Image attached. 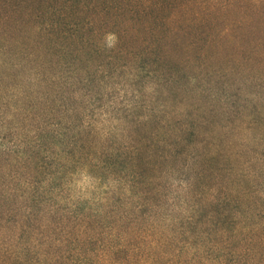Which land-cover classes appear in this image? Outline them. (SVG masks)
<instances>
[{"label":"trees","instance_id":"1","mask_svg":"<svg viewBox=\"0 0 264 264\" xmlns=\"http://www.w3.org/2000/svg\"><path fill=\"white\" fill-rule=\"evenodd\" d=\"M77 1L56 9L16 5L11 14L0 17V45H11L15 55L23 61L28 59L27 67L35 66L39 71L48 70L51 58L61 70L75 62L70 86L77 82L92 86L89 70L101 58L104 60L99 62L97 74L106 73L124 59L122 66L135 69L134 77L140 82L155 71L159 86L176 81L180 72L176 73L175 66L179 63L201 64L202 71L208 69L207 61H225L232 73L253 74L256 67L264 70V33L257 26L264 14L263 4L249 5L253 15L246 13L234 20L228 16L232 3L220 5L214 0ZM36 11L39 13L34 15ZM58 12L63 15L58 16ZM112 35L115 46L109 49L103 39ZM72 55L78 60L71 62ZM152 64L156 69L151 70ZM49 85L53 86V81ZM262 93L255 96L256 101L261 100ZM45 100L41 98L38 106L26 112L23 122L32 129L22 135L27 141L18 139L15 147L0 148L1 179L13 185L8 193L21 192L22 200L30 204L24 224L34 220L39 225L34 229L35 240L41 241L45 249L38 264H264V197L252 195L253 187L246 177L226 178V161L219 156V145H212L215 139L207 133L208 120L181 123L164 134L167 145L179 148L178 158L186 155L196 159L191 169L194 176L185 191L187 201L195 196L191 216L183 228L171 225L166 228L169 235H164L165 230L155 225L165 204L159 189H152L151 173L159 170V161L170 163L173 157L172 152L160 157L159 145L154 143L169 124L157 122L155 115L140 122L131 120L129 124L137 125L135 136L128 148H121L110 144L113 138H119L115 133L102 134L94 126L78 123L75 107L82 101L77 97L57 100L54 92L46 101L50 105H44ZM260 109L264 111V106ZM45 118L48 120L44 125L36 127ZM252 124L264 126L262 121L260 125ZM150 125H155L154 132L148 131ZM181 126L186 127L179 129ZM190 126L194 131L186 136ZM190 136L195 139L193 143L186 141ZM210 147H214L212 151ZM12 172H16L14 177ZM79 172L99 184L116 177L120 180V188L109 192L103 201L106 209L113 202L128 200L116 226H108L110 233L100 235L97 229L107 221L104 211L87 208L88 213L70 212L59 217L52 207V196L60 191L65 179ZM256 179L252 178L254 182ZM226 192L227 198L236 202L235 211L220 207ZM135 201L138 208L133 205ZM35 207L42 209L37 219L32 213ZM132 209L129 215L127 210ZM124 223L128 228L120 235L117 231ZM94 242L99 247L91 251ZM160 247L164 249L161 256Z\"/></svg>","mask_w":264,"mask_h":264},{"label":"rangeland","instance_id":"2","mask_svg":"<svg viewBox=\"0 0 264 264\" xmlns=\"http://www.w3.org/2000/svg\"><path fill=\"white\" fill-rule=\"evenodd\" d=\"M214 1H219L220 5L232 3L233 8L230 7L228 16L234 20L241 19L246 13L253 15L249 5L253 3L264 5V0ZM72 2L79 1L0 0V17L5 18L9 13L11 14L18 4L33 6L37 10L40 5L56 9V7L68 6ZM37 13L39 12L36 11L34 15ZM61 14L62 12H58L57 15ZM15 16L20 14L16 13ZM260 17L261 19L257 20V26L264 33V14ZM103 43L112 49L115 46V37L113 35L105 37ZM15 53L17 52L11 45H0V148L11 149L19 142L18 139H22V135L26 132L30 133L31 127L23 122L28 116L26 112H31L32 107L38 106L37 101L43 97L46 98L44 105H50L51 103L46 101L54 92L57 93V100L70 99V97L80 99L82 103L75 107L79 111L78 123L94 126L102 134L115 133L119 138H113L110 144H119L121 148H128L135 136L134 131L137 125L129 124V121L140 122L150 115H155L157 122L163 121L169 124L154 140V143L157 142L159 145L158 155L164 157L163 153H173L170 163L159 161V170L151 173L152 189H159L161 200L165 204L158 212L160 221L155 227L165 230L164 235H169L166 228L175 225L177 229H181L183 223L187 222L191 216L193 207L191 203L195 201V196L191 195L187 201L185 191L188 182L194 176L191 169L196 159L186 155L178 158L180 156L178 152L176 153V149L179 148L167 145L164 134L172 132L181 123L186 125L190 121L196 124L208 120L210 125L207 127V133L213 135L215 139L213 142L215 144L212 145H219L222 151L219 156L226 161L224 166L226 178L246 177L253 187L252 195L264 197V126L254 127L255 124L251 126V123L259 125L261 121L264 123V111L259 110L260 106H264L263 69L256 67L253 74L244 71L232 73L225 61L222 63L207 61L208 69L202 71L199 69L201 64L195 63L192 66L179 63L175 66L178 70L176 73L180 72L176 81H170L166 86H159L160 81L156 79L155 71L150 78L140 82L134 77L135 69L126 70L122 66L124 59L120 60L118 65L108 69L106 73L97 74L99 62L104 60L101 58L89 70H92V86H85V82H77L74 86H70L71 72L77 68L75 62L71 67L61 70L56 66V60L51 58L48 60V70L39 71L38 67L31 65L27 67L28 59L23 61L24 59ZM214 56L215 54L211 55L212 58ZM77 60L78 57L72 55L71 62ZM182 61H185V58ZM17 63L21 67H18ZM150 67L152 70L156 66L152 64ZM51 81L54 83L53 86L49 85ZM260 93H262L261 100L256 101L255 96ZM71 105L69 103L68 106ZM252 113L255 116L250 118ZM47 120L45 118L44 121H40V125L36 127L43 126ZM50 122L55 123L54 119ZM153 126L155 125H150L148 131L154 132ZM182 127L185 129L186 126H181L179 129ZM193 131L194 128L190 126L186 136L191 135ZM47 135L45 134V137ZM125 135L130 138H120ZM117 139L121 143L116 141ZM194 140L191 136L186 138V141L190 143ZM31 141V139L28 140L30 143ZM146 144L153 143L146 142ZM213 148L210 147V151ZM173 162L174 165H172ZM171 166L173 168H170ZM170 169L173 171L170 172ZM15 174L16 172H12V177ZM254 177H257L256 182L252 180ZM119 181L116 177L99 184L87 177L85 173L79 172L73 178L65 179L60 191L52 196V207L59 217L70 212L88 213V210L85 211L87 208L94 212L104 211L107 221H104L103 225L97 229L100 235L104 234V231L110 233L109 228L116 226V220L128 206V200L124 199L111 203L106 209L103 207L106 203L103 204V201L109 192L120 188ZM11 188H13L12 183L9 180L4 181L0 175V264H38L43 259L45 249L41 241L35 240L37 238L34 229L39 225L34 220L24 224V216L28 214L27 208L30 204L22 200L21 192L15 195L14 192L8 193L7 190ZM227 193L222 195L220 207L223 211L229 209V211H235L236 202L230 201ZM198 195L196 193L197 197ZM133 205L136 208L139 207L137 201ZM41 211L40 207H35L32 212L35 214L34 218L40 217ZM127 212L130 215L133 209ZM44 222L43 219L40 221L42 224ZM18 224L24 228L20 229ZM126 224H121L122 227L117 233L122 235L128 228ZM98 247L99 243L94 242L90 245V250L93 251ZM163 252L164 249L160 247L158 249L160 256Z\"/></svg>","mask_w":264,"mask_h":264}]
</instances>
